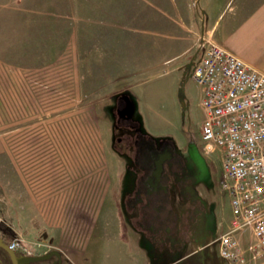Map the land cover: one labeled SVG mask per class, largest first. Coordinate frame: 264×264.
Segmentation results:
<instances>
[{
	"label": "rangeland",
	"instance_id": "rangeland-1",
	"mask_svg": "<svg viewBox=\"0 0 264 264\" xmlns=\"http://www.w3.org/2000/svg\"><path fill=\"white\" fill-rule=\"evenodd\" d=\"M88 1V8H85L84 4H80L82 0H76V3L75 0H0V38L5 34L12 44L20 43L22 39V49L30 55L27 61L33 60L31 65L40 67L56 63V50L62 52L67 48L70 29L77 26L82 31L90 27V30L95 29L96 35L88 51L91 56L98 57L105 42H100L97 33L106 23L93 27H86L84 23L86 20L96 22L103 19L102 7L106 0ZM56 2L62 7L59 12L64 13L63 16H59ZM112 7L114 5L109 4L107 9ZM45 49L49 50L46 55ZM60 61V65L67 62L66 55ZM192 70L193 67H185L172 79V75L168 74L155 78L142 73L131 76L133 85L127 94L137 108L132 119L138 123V130L155 140L169 139L186 162V173L194 192L193 201L180 199L177 207L171 204L177 211L178 222L174 228V215L167 212L170 217L164 222L169 225L164 223V226L171 229L166 232L170 237L163 235V227L152 223L154 208L147 202L145 205L149 208L142 206L140 219L134 223L132 219L139 218L138 207L129 211L123 201L119 179L134 178L136 169L128 158L129 150L119 137L126 128L114 125L117 116L114 106L95 104L93 102L97 100L92 97V116L87 118L80 111L78 102L76 106L69 103L67 84L71 73L62 72L58 67L57 70L47 67L39 71L30 69L23 74V81L28 85L27 100L15 99L16 102L6 109L7 118L12 114L16 119L0 122V135L6 131L8 123H12L11 127L16 129L12 144L25 148L18 160L49 162L54 167L59 162L61 176L67 173L63 159L67 154H58V146L65 151L70 142L72 146H77L76 152L68 157L75 162L74 174L71 170V175L76 179V192L82 197L84 189L79 187V179H91V198H77L75 202H70L74 203L75 216L71 235L64 237L57 251L62 257V264H203V261L207 264L208 258H211L213 264H228L224 259L220 260L217 254V239L225 232L226 223L223 218L230 219L229 201L220 187V156L204 155L201 149L199 130L203 111L199 106L200 88L191 77ZM100 81L104 82L102 79ZM129 81L126 78L119 83L128 85ZM57 93L66 99V104L58 107L59 112L57 106L53 108L52 105V99ZM16 108L19 110L16 111ZM75 108L74 114L72 110ZM58 128L60 131L57 132ZM22 132L26 134L23 137ZM4 140L5 137L1 135L0 144ZM83 145L91 146V153L79 149ZM34 146H39L36 151ZM71 155H75V158ZM0 161H3L2 157ZM105 188H108L107 195L100 200ZM137 194L138 200H141V193L137 191ZM4 203L1 195L2 237L7 242L22 238L24 245L35 255L51 252L55 239L50 241L48 235L61 224L59 219L64 218H45V223L43 218L32 216L4 217ZM19 203L12 200L14 213L21 212L23 202ZM46 203L52 204V207L55 203L65 206L58 201ZM191 204L196 208L197 220L191 219L187 211L183 212V206ZM38 221L43 223L38 224ZM173 229L176 230L175 238L171 237ZM250 241L248 229L239 234L243 248ZM36 243L42 246L37 247L34 245ZM196 247L198 251L195 252ZM55 259L53 256L40 263L53 264ZM246 264L254 263L249 261Z\"/></svg>",
	"mask_w": 264,
	"mask_h": 264
},
{
	"label": "crops",
	"instance_id": "crops-1",
	"mask_svg": "<svg viewBox=\"0 0 264 264\" xmlns=\"http://www.w3.org/2000/svg\"><path fill=\"white\" fill-rule=\"evenodd\" d=\"M82 1L80 4L88 8L89 1ZM109 4L114 7L107 9ZM55 5L59 16H63L64 13L59 12L62 8L59 2ZM102 14V20H86L84 23L86 27L106 23L97 33L101 38L100 42H105L98 57L91 56L88 51L96 35L95 29L90 30V27H87L89 30L83 28L82 31L77 26L70 29L67 48L62 52L56 50V63L40 67L32 66L30 62L33 60L27 61L30 55L22 49V39L20 43L12 44L3 34L0 38V122L16 119L12 114L7 118L6 113V109L16 102L15 99L22 98L26 102L28 85L23 81V74L30 69L39 71L52 67V70H57L58 67L62 72L71 73L67 84L69 103L76 106L78 102L80 111L87 118L92 116V97L97 100L93 103L104 106H115L117 101L124 99L131 104L132 116L137 108L127 95L133 85L131 76L142 73L155 78L168 74L172 75L171 79L175 78L185 67L194 68L203 54L206 42L221 47L253 71L264 75V0H114V3L106 0ZM57 31L59 34V28ZM48 52L45 49V55ZM65 55L67 62L60 65V59ZM126 78L130 79L128 85L119 83ZM70 95L73 97L70 98ZM59 96L57 93L52 99L53 108L64 104L66 99ZM17 110L19 109L16 108ZM57 110L59 112L60 108ZM72 113H76V108ZM11 126L13 124L9 122L6 131L1 134L5 137L4 143L0 144V157L3 158L0 161V196L5 201L3 216H32L43 218L45 223V218H64L59 219L61 224L57 229H52L50 235L46 233L50 236V241L55 239L51 251H58L64 237L69 236L73 230L75 212L73 213L74 203L70 202H75L77 198H91V179H79V187L84 189L82 197L76 192V179L71 175V170L74 174L75 162L68 157L76 152L77 146H72L70 142L71 146L68 145L65 151L58 146V154H67L63 157L67 173L63 176L58 170L59 162L54 167L49 162L19 161L18 158L21 159L25 148L12 144L16 129ZM22 135L26 134L22 132ZM38 147L34 146V151ZM79 149L87 153L92 151L91 146L83 145ZM71 156L75 158V155ZM107 189L103 190L100 200L106 197ZM119 191L122 192L123 201L129 211L138 207L139 218L132 219L135 223L140 219L142 206L137 198L134 178L119 179ZM12 200L20 202L19 204L23 202L20 213L12 211ZM46 201L62 202L65 206L55 203L52 207ZM144 207L149 208L147 205ZM223 220L226 223L224 231H227L230 219L226 217ZM42 223L43 221H38V224ZM194 250L198 251V247ZM217 254L219 256L218 249ZM213 263L208 258L207 264Z\"/></svg>",
	"mask_w": 264,
	"mask_h": 264
},
{
	"label": "built area",
	"instance_id": "built-area-1",
	"mask_svg": "<svg viewBox=\"0 0 264 264\" xmlns=\"http://www.w3.org/2000/svg\"><path fill=\"white\" fill-rule=\"evenodd\" d=\"M191 77L200 88L201 149L220 156V187L230 207L229 227L217 239L219 256L228 264H264V75L206 42ZM245 229L251 241L243 248L238 236ZM25 247L22 238L8 241L10 250L35 255Z\"/></svg>",
	"mask_w": 264,
	"mask_h": 264
},
{
	"label": "flooded vegetation",
	"instance_id": "flooded-vegetation-1",
	"mask_svg": "<svg viewBox=\"0 0 264 264\" xmlns=\"http://www.w3.org/2000/svg\"><path fill=\"white\" fill-rule=\"evenodd\" d=\"M114 109L117 114L113 121L114 125L126 128L119 137L121 143L125 144L129 150L128 158H130L136 169L134 180L136 191H139L142 195L141 200H139L140 204L144 206L147 202L151 208H154L151 218L152 223L163 227L164 229H161L163 235L170 237L166 232H170L171 229L164 226V223L168 225L169 223L164 222V220L169 218L168 213H171L175 218L173 226L174 228L177 226V211L173 209L172 205H179L180 199L182 201H193L194 192L189 184L190 178L186 173L185 159L181 157L179 151L169 139L155 140L138 130V123L132 119L131 104L128 101L124 99L117 101ZM192 207H194L192 204L183 206V212L187 211L191 219L197 220L196 208L193 209ZM174 232H176L175 229H173L171 236L173 238L176 237ZM180 232L177 233L180 234ZM0 238L8 248L7 241L3 237ZM12 252L16 256H21L17 251ZM54 257L56 259L53 264L63 263L61 255ZM40 262L30 264H41ZM0 264H12L8 252L2 247H0Z\"/></svg>",
	"mask_w": 264,
	"mask_h": 264
},
{
	"label": "water",
	"instance_id": "water-1",
	"mask_svg": "<svg viewBox=\"0 0 264 264\" xmlns=\"http://www.w3.org/2000/svg\"><path fill=\"white\" fill-rule=\"evenodd\" d=\"M0 247L4 248L8 252L12 264L37 263V262H40L42 260L49 259L52 256L59 257V255H60L57 251H51V252H48L46 254L39 255V256H32V257L16 256L11 250H9L7 248L6 245H4L2 243L1 238H0Z\"/></svg>",
	"mask_w": 264,
	"mask_h": 264
}]
</instances>
